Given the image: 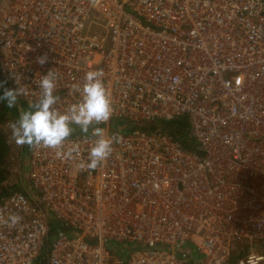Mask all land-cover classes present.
<instances>
[{
	"label": "built area",
	"instance_id": "1",
	"mask_svg": "<svg viewBox=\"0 0 264 264\" xmlns=\"http://www.w3.org/2000/svg\"><path fill=\"white\" fill-rule=\"evenodd\" d=\"M91 11L104 22L88 34ZM50 69L62 112L102 70L100 127L121 140L95 170L78 129L73 160L29 147L25 191L0 199V264H264V0H0L10 89L28 105ZM182 114L198 150L114 123Z\"/></svg>",
	"mask_w": 264,
	"mask_h": 264
},
{
	"label": "clouds",
	"instance_id": "2",
	"mask_svg": "<svg viewBox=\"0 0 264 264\" xmlns=\"http://www.w3.org/2000/svg\"><path fill=\"white\" fill-rule=\"evenodd\" d=\"M47 55L37 58L40 65L45 64ZM102 70H89L84 74L83 83L74 85L79 93L76 102L65 111L57 108L60 99L56 92V76L53 69L47 74H36L34 83L40 89L36 100L29 102L26 108H19V116L10 123L11 135L18 146L50 149L58 158L73 160L80 154V145L72 143L66 147V141L78 129L85 137H91L87 161H81L79 167L95 170L103 166L112 155L114 145L121 140L119 132L104 134L100 125L106 124L113 114L112 101L103 80ZM3 94L0 102H5L8 109L18 107V97L26 95L24 88L9 89L0 82ZM12 225L19 222V217L10 215Z\"/></svg>",
	"mask_w": 264,
	"mask_h": 264
},
{
	"label": "trees",
	"instance_id": "3",
	"mask_svg": "<svg viewBox=\"0 0 264 264\" xmlns=\"http://www.w3.org/2000/svg\"><path fill=\"white\" fill-rule=\"evenodd\" d=\"M0 82H4V87L9 88L6 79L0 73ZM3 88H0V95L3 94ZM13 109V108H12ZM12 109L6 107L5 102H0V199L3 195L10 193L14 190L25 191L26 186H22L20 181L6 182L9 174L11 173L10 163V151L11 144L8 137L7 125L13 118ZM17 119V118H16ZM121 126L123 131H132L134 129L144 131H165L169 133L174 139L178 140L182 146L186 149L198 150L195 138L190 132V124L187 115L182 114L171 119H155L149 122L145 121H122L118 120L114 122ZM124 124V125H123ZM115 128V127H114ZM20 154L29 153V147L27 145L20 146ZM58 224L54 221H49V231L53 233L57 229ZM191 247L190 244H187ZM192 249V248H191ZM197 252L192 250V256L197 257ZM32 264H47L45 253L41 252Z\"/></svg>",
	"mask_w": 264,
	"mask_h": 264
},
{
	"label": "rangeland",
	"instance_id": "4",
	"mask_svg": "<svg viewBox=\"0 0 264 264\" xmlns=\"http://www.w3.org/2000/svg\"><path fill=\"white\" fill-rule=\"evenodd\" d=\"M96 20H99L102 23L104 22V19L100 18L97 12L91 11L89 13V16L85 20L86 30L84 32L88 34H92L99 31L100 28L99 25L96 23ZM21 107L26 108L27 104L21 98L18 97V107H14L12 109L13 117L15 118H13L12 121H10L9 124L7 125V128L9 130L8 137L11 144V151L9 156L11 163V173L9 174L6 182L11 183V182L20 181L22 186H26L27 184L26 171L28 169V153L26 154V156L25 154L19 153L20 146H18L13 140L11 135V128H10V123L15 122L16 118H18L19 108Z\"/></svg>",
	"mask_w": 264,
	"mask_h": 264
}]
</instances>
